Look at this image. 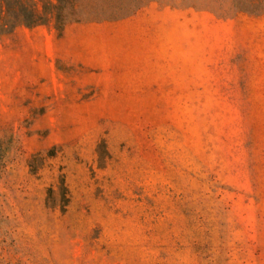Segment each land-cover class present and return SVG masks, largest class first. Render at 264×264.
I'll use <instances>...</instances> for the list:
<instances>
[{
    "label": "rangeland",
    "instance_id": "rangeland-1",
    "mask_svg": "<svg viewBox=\"0 0 264 264\" xmlns=\"http://www.w3.org/2000/svg\"><path fill=\"white\" fill-rule=\"evenodd\" d=\"M60 1L0 36V264H264V0Z\"/></svg>",
    "mask_w": 264,
    "mask_h": 264
},
{
    "label": "trees",
    "instance_id": "trees-1",
    "mask_svg": "<svg viewBox=\"0 0 264 264\" xmlns=\"http://www.w3.org/2000/svg\"><path fill=\"white\" fill-rule=\"evenodd\" d=\"M68 11L60 0H0V36L18 27L34 28L52 24L57 35L63 32ZM63 195L67 189L61 180Z\"/></svg>",
    "mask_w": 264,
    "mask_h": 264
}]
</instances>
